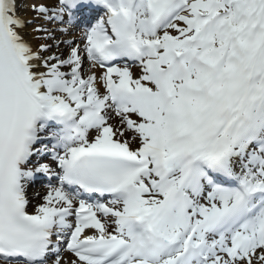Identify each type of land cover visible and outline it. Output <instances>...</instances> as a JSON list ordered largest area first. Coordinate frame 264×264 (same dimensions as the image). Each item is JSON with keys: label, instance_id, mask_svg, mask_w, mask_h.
I'll return each mask as SVG.
<instances>
[{"label": "snow or ice", "instance_id": "1", "mask_svg": "<svg viewBox=\"0 0 264 264\" xmlns=\"http://www.w3.org/2000/svg\"><path fill=\"white\" fill-rule=\"evenodd\" d=\"M0 264H264V0H0Z\"/></svg>", "mask_w": 264, "mask_h": 264}]
</instances>
